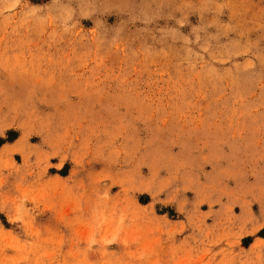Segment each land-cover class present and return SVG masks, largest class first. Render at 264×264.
Here are the masks:
<instances>
[{"label":"rangeland","instance_id":"374dc122","mask_svg":"<svg viewBox=\"0 0 264 264\" xmlns=\"http://www.w3.org/2000/svg\"><path fill=\"white\" fill-rule=\"evenodd\" d=\"M0 264H264V0H0Z\"/></svg>","mask_w":264,"mask_h":264},{"label":"trees","instance_id":"16d2710c","mask_svg":"<svg viewBox=\"0 0 264 264\" xmlns=\"http://www.w3.org/2000/svg\"><path fill=\"white\" fill-rule=\"evenodd\" d=\"M3 144V141L0 139V145H2Z\"/></svg>","mask_w":264,"mask_h":264}]
</instances>
